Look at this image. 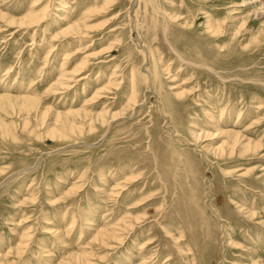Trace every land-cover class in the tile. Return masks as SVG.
Returning a JSON list of instances; mask_svg holds the SVG:
<instances>
[{
	"label": "rangeland",
	"instance_id": "rangeland-1",
	"mask_svg": "<svg viewBox=\"0 0 264 264\" xmlns=\"http://www.w3.org/2000/svg\"><path fill=\"white\" fill-rule=\"evenodd\" d=\"M0 264H264V0H0Z\"/></svg>",
	"mask_w": 264,
	"mask_h": 264
},
{
	"label": "bare ground",
	"instance_id": "bare-ground-1",
	"mask_svg": "<svg viewBox=\"0 0 264 264\" xmlns=\"http://www.w3.org/2000/svg\"><path fill=\"white\" fill-rule=\"evenodd\" d=\"M31 17H32V16H31ZM33 19H35V20H34V21H33V20H30L29 22H30V23H31V21H33V23H37V22H38L37 17H36V18L33 17ZM29 22H28V23H29ZM33 23H32V24H33ZM22 24H23V25H26L27 23H26V24H25V23H22ZM32 24H28V25H32ZM67 31H68V30H67ZM28 102L30 103L31 101H28ZM31 103H33V102H31ZM31 103H30V104H31Z\"/></svg>",
	"mask_w": 264,
	"mask_h": 264
}]
</instances>
